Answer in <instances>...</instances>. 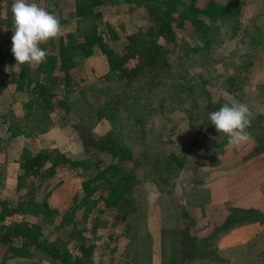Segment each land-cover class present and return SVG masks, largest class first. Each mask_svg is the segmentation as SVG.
Returning <instances> with one entry per match:
<instances>
[{
	"label": "trees",
	"instance_id": "obj_1",
	"mask_svg": "<svg viewBox=\"0 0 264 264\" xmlns=\"http://www.w3.org/2000/svg\"><path fill=\"white\" fill-rule=\"evenodd\" d=\"M239 1L203 0L199 3L198 0H120L117 3L138 4L148 20V26L125 35L120 48L116 44L119 36L109 32L110 24L105 21V12L114 5V1L74 0L71 14L79 27L40 45L47 53L45 62L34 66L28 63L21 65L16 63L13 46L0 47V98L9 91H12L11 95L18 94L26 98L22 105V117L16 114L0 117V123L7 129V140L25 136L27 129L33 127L28 126L34 122L36 125L41 123L40 132L44 133L50 127L51 115L61 110L68 114L74 109L78 123L72 127L78 134L86 156L84 159L70 160L55 149L23 152L18 161L16 191L24 193L15 205L1 204L0 264L14 259L31 260L39 251L45 254L50 264H88L97 243L94 240L85 241L87 232V239H90L102 236L100 231L104 229L114 230L121 226L126 231V219L137 206L134 202L138 181L134 170L127 168L125 163L138 165L143 156L147 163H151V170L158 169L153 166V160L148 158L150 153L146 149L140 153L141 160L135 158L128 140L124 142L120 136L124 124L140 125H137L140 129L134 132L143 145L146 139L145 113L150 116L167 106L171 112L181 109L191 120H200L199 133L203 129L216 131L208 117L225 103L208 96L203 106L195 102V108H186L182 104V95L185 92L189 96L195 95L198 90L204 94L206 81H197L182 71L175 77L176 72L168 66L170 53L167 48L176 44L179 32H184L193 40L190 52L203 59V62L207 58L213 60L214 52L221 44V26L236 20L241 14ZM2 3L0 0V10ZM89 23H92L93 28L88 25L83 30V24ZM253 33L244 30V35L251 39L254 49L261 42L256 41ZM260 39L264 42V38ZM95 49L106 58L108 73L100 78L98 85L90 83V86H86L82 84L76 58L86 60ZM131 59L136 60V65L128 69L127 63ZM239 66L241 64L236 68ZM13 68H16L15 72L9 75V70ZM224 82L229 84V94L241 89L238 85L242 82L240 74L234 72L225 77ZM111 83L114 86L110 89ZM129 88L131 90L126 93ZM156 88L161 89L154 94L159 101H147ZM73 94L78 110L68 104ZM250 121V129H264L262 117ZM101 122L107 123V130L97 135L93 128ZM195 142L196 138L191 146ZM165 158L169 164H182L183 161V158L170 151L166 152ZM71 179L77 180V184L70 187ZM165 183L170 186L174 180L166 176ZM61 186L70 188L69 203L64 212L51 208L49 204L51 194ZM110 213L114 217L120 215L118 223L111 220ZM15 214L31 216L38 222L8 220ZM258 217L253 209L231 208L220 228L245 222L256 223ZM110 222H113L112 226ZM46 224L56 230L69 228L68 239L56 237L50 241L45 238L43 228ZM132 224L130 228H133ZM213 236L202 240L203 244ZM182 242L184 248L180 259L183 262L211 257L206 249H202L203 244L200 241L196 243V239L187 231L182 233ZM70 243L76 245L79 255L70 252Z\"/></svg>",
	"mask_w": 264,
	"mask_h": 264
},
{
	"label": "rangeland",
	"instance_id": "obj_2",
	"mask_svg": "<svg viewBox=\"0 0 264 264\" xmlns=\"http://www.w3.org/2000/svg\"><path fill=\"white\" fill-rule=\"evenodd\" d=\"M2 1L0 47L11 48L14 35L11 7L14 0ZM113 1L114 5L105 12V21L110 24L109 32L119 36L116 44L121 48L123 37L148 26V20L138 4L126 5L124 2L117 3L120 0ZM202 1L198 0L199 3ZM35 2L48 11L51 10L50 12L59 20L61 24L59 35L73 32L79 27L71 14L74 10V0ZM239 2L242 7L241 14L236 20L221 26V44L217 46L213 60L207 58L203 62V59L190 52L193 40L188 34L179 32L176 44L167 48L170 53L168 66L171 71L176 72L175 77L182 71L197 81H206L204 94L198 90L195 95L189 96L188 92L182 95L184 96L182 104L186 108L193 109L197 104L203 106L208 96H213L215 100H222L229 105L237 102L246 104L250 109V119L258 120L260 117L264 119V42L260 39L264 38V0ZM91 24H83V30ZM90 28L92 29L93 25ZM247 29L251 33L254 32L256 41L261 42L254 49L251 39L244 35V30L248 31ZM76 62L83 80L82 84L86 86H90V83L98 85L100 78L108 73L106 58L99 50L95 49L93 55L86 60L76 58ZM240 64L241 66L236 68ZM135 65L136 60L131 59L127 63V68L133 69ZM15 70L16 68L9 70V75ZM234 72L241 76L242 82L238 83L241 89L229 94L227 92L229 84L223 83V80ZM113 86L111 83L110 89ZM131 88L126 89V93ZM160 90L159 88L153 90L147 101H159L154 94ZM11 94L12 91H9L0 98V117L6 114L22 117L24 114L22 105L26 98L23 95ZM192 96H195L194 102ZM74 101L73 94L69 97L68 104L78 110ZM166 107L150 116L145 113L146 139L143 145L134 132L140 129V125L124 124L120 136L124 142L128 140L135 158L140 159L141 151L148 150L150 153L148 158L153 160V166H157L158 170L157 172L151 170V163L149 161L147 163L143 156L138 165L133 162L125 163L127 168L134 170L138 181L134 202V205H137L136 210L132 207L133 213L130 217L129 214L127 216L129 218L126 219V231L120 226L114 230H101L102 236L99 235V238L87 239L89 233L85 234L86 242L94 240L93 242L97 243L88 264H264V129L248 128L249 141L234 147L226 135L208 129H203L199 133L200 120H191L181 109L171 112L169 107ZM77 123L78 117L74 109L68 114L61 110L50 116V127L44 133L40 132L41 123L38 122L36 125L34 122L28 126L33 127L27 129L28 133L25 136H19L20 140H17L19 137L7 140L8 134L5 139L0 137L3 172L9 173L10 166L15 162L19 170L18 161L25 150L36 153L55 149L70 160L86 158L85 149L72 127ZM106 130L105 122L98 123L93 128L97 135L104 134ZM197 132L199 135L195 137ZM194 137L197 142L191 146ZM169 151L183 158L182 164L179 162L169 164L165 158L166 152ZM106 162L109 163V159ZM18 170L15 169V182L6 184L7 195L0 204L15 205L22 197L24 192L16 191ZM166 176L173 178L174 184L166 186ZM76 181L71 179L70 187L77 184ZM66 188L61 186L51 194L49 198L51 208L60 212L66 210L70 195V188ZM150 195H154L155 198L149 199ZM231 208L253 209L259 215L258 222H245L221 229L220 226L225 222ZM110 214L111 220L118 223L120 215L114 217L112 213ZM8 220L38 222L31 216L18 214ZM129 221L130 226L133 222V228H130ZM113 222L109 223L110 226ZM43 230L45 238L50 241L56 237L67 240L70 232L69 228L56 230L47 224ZM184 231L195 238L196 243L200 241L201 245L204 242L202 240L215 235L202 246L211 257L183 262L180 258L184 248L182 242ZM69 250L73 255H79L73 243H70ZM13 264L50 263L45 254L39 251L33 259L16 260Z\"/></svg>",
	"mask_w": 264,
	"mask_h": 264
},
{
	"label": "clouds",
	"instance_id": "obj_3",
	"mask_svg": "<svg viewBox=\"0 0 264 264\" xmlns=\"http://www.w3.org/2000/svg\"><path fill=\"white\" fill-rule=\"evenodd\" d=\"M11 12L14 19L12 53L16 63L39 65L46 60V50L40 45L58 37L61 24L54 14L41 7L35 0H14ZM250 109L243 103L225 104L209 114V121L217 133L228 137L234 147L246 144L250 139ZM150 195L149 199H154Z\"/></svg>",
	"mask_w": 264,
	"mask_h": 264
},
{
	"label": "crops",
	"instance_id": "obj_4",
	"mask_svg": "<svg viewBox=\"0 0 264 264\" xmlns=\"http://www.w3.org/2000/svg\"><path fill=\"white\" fill-rule=\"evenodd\" d=\"M264 106V105H263ZM2 131H3V134H2ZM6 134H7V129H6V127L3 125V124H1L0 123V137L1 138H3V139H5V136H6ZM17 140H20V137L19 138H17ZM3 162L0 160V201L3 199V198H5L6 196L5 195H7L6 194V189H5V186H6V184H8V183H10L11 182V184H13L14 182H15V180H14V178H15V175L14 174H16V171H15V169H17L18 170V164L15 162L14 164H13V166H10L11 168H10V170H9V173H4L3 172V170H2V164ZM13 162L11 161V164H12ZM9 167V166H8ZM1 186H3V188L1 189ZM1 205V204H0ZM16 260H22V259H14V260H10V261H8L6 264H9L10 262V264H13V263H15L16 262ZM0 261H1V258H0Z\"/></svg>",
	"mask_w": 264,
	"mask_h": 264
}]
</instances>
